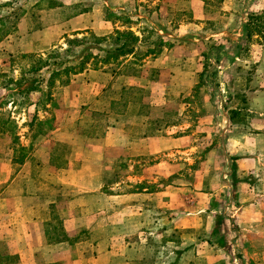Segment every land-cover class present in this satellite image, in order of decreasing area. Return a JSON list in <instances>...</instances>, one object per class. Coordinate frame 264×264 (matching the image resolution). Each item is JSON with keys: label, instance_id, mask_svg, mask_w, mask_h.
Listing matches in <instances>:
<instances>
[{"label": "crops", "instance_id": "1", "mask_svg": "<svg viewBox=\"0 0 264 264\" xmlns=\"http://www.w3.org/2000/svg\"><path fill=\"white\" fill-rule=\"evenodd\" d=\"M64 5L39 11L40 21ZM167 11L160 7L157 15ZM203 14L192 9L194 21ZM96 15L78 11L8 36L0 42L2 60L41 52L67 31L110 35L113 25ZM257 47L262 54L247 94L255 116L251 129L226 131L218 145L212 141L194 182L186 184L179 176L192 164L197 140L186 126L155 121L152 113L165 110L172 87L196 83L195 72L174 66L175 59L182 66L190 56L172 48L145 61L158 75L120 74L114 92L101 79L105 71L72 76L60 89L52 128L22 138L20 151L0 150V257H16L0 264H264V114L256 112H264V47ZM124 88H147L148 108L129 104L117 111ZM97 117L105 121L100 134ZM117 174L124 179L109 184ZM172 224L179 231L175 240ZM152 253L168 261L150 262Z\"/></svg>", "mask_w": 264, "mask_h": 264}, {"label": "rangeland", "instance_id": "2", "mask_svg": "<svg viewBox=\"0 0 264 264\" xmlns=\"http://www.w3.org/2000/svg\"><path fill=\"white\" fill-rule=\"evenodd\" d=\"M35 1L37 0H0V36L3 31L8 32L0 42L8 36H20L37 30L41 24L54 22L56 17L68 19L73 13L91 9L98 13L95 17L97 20L100 17L99 13L105 18L110 17L108 13L115 14L119 19L113 25V30L125 32L126 27H129L127 30L138 38L135 45L137 53L140 52L143 56L148 50L161 52L156 56L148 55L139 62L130 61L125 66L101 67L97 64L96 70L92 69L94 61L90 59L87 62V70L105 71L107 75L101 79L106 85L113 87L110 88L112 92L122 84L120 80H116L120 74H142L144 78H154L158 75V69H153L149 64L144 66L145 61L163 55L172 48H181V54L186 53L187 59L190 56V61L182 63V66L178 65L180 61L175 59L174 66L195 72L196 83L192 86V79H189L188 87H172L169 90L171 93L164 96L167 102L165 110L159 109L158 112L152 113L155 121L171 126H186L185 131L189 135L194 134L197 140L196 150L191 151L192 164L187 165L184 173L179 176L180 183L194 182V170L200 158L205 160L204 154L212 141L218 145L221 143L219 136L226 131L242 133L251 129V121L255 116L254 111L248 110L247 94L254 86L256 64L262 54L257 46L264 47V40L261 39L263 37L253 35L246 41L245 26L250 15L264 12V0H39L34 4ZM57 3L65 4L64 9L48 17L44 15L40 21L38 12L54 9L55 7L51 5ZM160 7L168 9L165 15H157ZM192 9L196 11L202 9L204 13L202 19L194 21ZM126 20L130 24H127ZM185 23H191V26L185 30L178 28ZM94 36L99 37L91 31L79 33L67 31L55 44L41 52H19L9 57L5 54V61L2 60L3 54L0 53V150L11 147L20 151L22 138L29 141L30 136L36 134L38 130V123H32L34 117L42 120V123L46 122L43 126L46 132L49 126L54 125L57 113L55 106L62 102L60 89L66 86H61L60 82L65 80L66 76L55 78L54 85L48 88L52 71L59 68L51 65L36 70L37 57L49 58V64L60 62L65 57L69 58L63 51L68 48V42L74 39H83L86 43L74 47L73 53L77 54L85 46H91L88 54L101 56L98 45L93 43ZM108 45L106 42L100 47L107 48ZM53 50H58L62 57H50L49 54ZM30 55H33L31 56L33 58L28 57ZM131 59V56L127 58ZM71 64L76 65L78 61ZM202 72L205 82L195 91ZM31 81L36 82L34 89L30 92L24 91ZM48 90L50 96L46 97ZM140 90L121 96L115 103V109L122 111L129 104L148 108L145 104L150 91L147 88ZM132 97L140 98V101L132 102L135 99ZM145 111L149 115L150 111L148 109ZM256 112L264 114L263 111ZM97 122V133L100 134L104 130V118L97 117ZM218 150L221 152V149ZM126 164H129L128 160H124L123 167L126 168ZM124 177L120 174L114 175L108 178V183L112 184ZM178 232L172 224L169 233L171 240L178 238ZM159 243L157 240L154 246ZM170 251L173 253L169 260L173 261L176 255L174 249ZM164 257L166 255L157 256L152 253L150 262L168 261ZM189 260H192V256L187 255L186 262H191Z\"/></svg>", "mask_w": 264, "mask_h": 264}, {"label": "trees", "instance_id": "3", "mask_svg": "<svg viewBox=\"0 0 264 264\" xmlns=\"http://www.w3.org/2000/svg\"><path fill=\"white\" fill-rule=\"evenodd\" d=\"M52 7H61L62 4L61 3H57L52 4ZM87 9L81 10V13L87 12ZM108 15L110 16L109 18H106L107 21H109L110 23H112V25H115V22L119 19L115 14L112 13H108ZM126 23L130 24V22L128 20H126ZM129 29V27H126V31L125 32H120L119 30L115 29L113 34L107 35V36H102V37H96L94 36L93 40L95 44L98 45V51L102 54L101 56H92V54H88V50H90L91 46H85L82 50H80L77 54L73 53V49L76 46H79L80 44H84L86 43L83 39L79 40V39H74L72 41L68 42V48H66V50L63 51V53L67 54V56L69 55V58H63L61 59L60 62H53L52 64H49L48 59H43L42 57H37V68L36 70H40L42 68L48 67V66H55L57 68H59V70H55L52 71V75L50 77L49 80V84H48V88H51L54 85V79L57 77H60L61 75H65L66 78L65 80H62L60 82L61 86L67 85L69 83L70 77L83 73L84 71L87 70V62L90 59H93L94 63L92 64V69L96 70L97 69V64H99L101 67H106L109 65L112 66H117V65H127L128 62L130 61H134V62H139L142 61L145 57H147L148 55H158L161 52H155V50H148L146 51V54H140V52L137 53V50H135V45L136 42L138 41V38L135 36V34L133 32H131ZM262 30L264 31V12L260 13V14H253L250 15L248 17V22L245 26V32H246V41H249L251 39V36L253 35H258L262 40H264V32L262 33ZM10 32V31H9ZM1 36H0V40L7 35L8 32H1ZM108 42L109 45L107 46V48H101L100 45L102 43H106ZM100 44V45H99ZM264 44V42H263ZM33 55H30L28 57H31ZM49 56H54V57H62L61 54L58 52V50H53ZM131 56V60H127V58ZM33 58V57H31ZM134 59V60H133ZM75 61H78V64L74 65L70 63H73ZM129 74V73H128ZM203 76H204V72H202L199 75V83L196 85V87L194 88L195 91H197L201 85H203V83L205 81H203ZM36 82L31 81L24 91L26 92H30L34 89V84ZM139 90V91H138ZM131 91H136V92H140V89L137 88H124L122 90V96H124V94L131 92ZM49 90L46 94V97H49ZM135 98L132 100V102L136 101H140V98L136 97H132ZM55 106V105H54ZM36 122L38 123V130L36 131V134H44L46 133V131H44L43 126L46 124V122L42 123L40 122L36 117L33 118L32 123ZM52 128V126L48 127V131ZM41 129V130H40ZM22 150V148L20 149ZM24 156V155H22ZM217 224H220L222 221V218H219ZM16 260V257L14 256H10L9 258H3L0 257V263L4 262V261H11L14 262Z\"/></svg>", "mask_w": 264, "mask_h": 264}]
</instances>
